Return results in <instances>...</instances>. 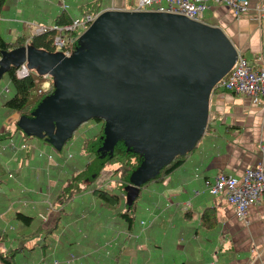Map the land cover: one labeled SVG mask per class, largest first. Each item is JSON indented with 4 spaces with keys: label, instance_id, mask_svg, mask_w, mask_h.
<instances>
[{
    "label": "crops",
    "instance_id": "0c3cea01",
    "mask_svg": "<svg viewBox=\"0 0 264 264\" xmlns=\"http://www.w3.org/2000/svg\"><path fill=\"white\" fill-rule=\"evenodd\" d=\"M64 1L70 5L66 11L73 14L89 0ZM100 1L102 10L122 11L134 0ZM247 1V12L238 16L228 5L208 2L203 19L219 28L254 69H264V20L255 13L264 0ZM59 10L57 0H7L0 21L12 41L19 34L31 33L28 23L52 25ZM4 109L0 106V134L11 135L1 119ZM7 115L14 119L18 114ZM8 137L0 140V237L5 236L0 249L13 248H6V241L34 238L29 247L16 246L22 248L19 256L24 255L20 264H50L53 259L59 264H264V201L249 206L242 220L222 196L204 191L219 172L239 179L258 162L264 172V102L260 98L211 89L201 137L164 180L146 188L148 200L138 205L137 221L131 228L120 219L105 217L100 202L91 196H74L60 215L49 194L56 178L67 174L68 160L61 167L56 151H44L38 140ZM39 151L54 159L48 171ZM193 190L200 193L193 195ZM16 208L38 216L44 228L54 226L52 232L25 236L22 233L29 229L12 221ZM205 209L215 212L217 219L210 229L199 226ZM43 242L48 244L44 250L38 247Z\"/></svg>",
    "mask_w": 264,
    "mask_h": 264
},
{
    "label": "water",
    "instance_id": "95a60500",
    "mask_svg": "<svg viewBox=\"0 0 264 264\" xmlns=\"http://www.w3.org/2000/svg\"><path fill=\"white\" fill-rule=\"evenodd\" d=\"M81 38L84 49L68 57L26 46L1 51L0 76L38 52L34 60L45 75L54 73L70 91L63 93L66 115L104 118L111 110L124 125L174 124L176 145L162 164L201 137L208 95L236 56L219 28L163 12L104 9Z\"/></svg>",
    "mask_w": 264,
    "mask_h": 264
},
{
    "label": "trees",
    "instance_id": "16d2710c",
    "mask_svg": "<svg viewBox=\"0 0 264 264\" xmlns=\"http://www.w3.org/2000/svg\"><path fill=\"white\" fill-rule=\"evenodd\" d=\"M7 3V0H0V14L2 7ZM102 10V3L100 0H89L81 3L75 13L69 14L68 11L59 10L54 17L52 25L66 26L73 22L75 19H84L87 15L97 16ZM43 25V24H40ZM52 25H43L46 30L41 33L35 34H19L14 40L9 41L2 38L0 33V52L8 51L20 46H26L34 50H39L45 53L53 54L58 49L53 45V38L55 35H61L65 39L64 46L58 50L62 51L67 49H75L79 45L81 32L79 30H65L61 28L56 30ZM15 67H8L2 76L6 77L8 84L12 88L10 97L1 100L0 106L16 112L18 116L30 117L35 108L42 102V100L53 93L54 86L50 82L43 86L45 80L42 74H32L28 71V75L22 78H17L14 74ZM43 78V79H42ZM217 88H212L215 90ZM88 119L96 122L102 120V117L94 116L80 121L74 130ZM20 126L15 127L14 131L18 132ZM19 133V132H18ZM8 136L0 134V140L9 138ZM23 138V136L21 137ZM36 140L41 144L45 142L43 137H38ZM104 140L103 129L89 134L85 138L78 139V143L74 145L79 155L84 159V162H74L68 160L64 169L67 174L57 179L54 187L51 188L49 199L52 205L57 206L59 214L67 206L68 203L76 195H83L85 197L91 196L94 200H98L101 205V212L105 217H114L123 221L127 228L134 227L136 214L138 212V205L144 202L146 197V188L152 184L160 183L176 166L183 161V159L193 150L192 146L185 152L175 155L168 162L162 164L157 172L148 178L134 183L131 180L132 173L139 167L142 161V155L137 151L131 149L122 139H116L108 151H102ZM66 143L64 141L59 148H54L57 155L62 161L66 155L58 153L61 151L62 146ZM66 150V154H67ZM104 170L110 171L109 182L107 185L104 183H97L98 177ZM64 179H63V178ZM62 178L61 180H59ZM1 182V179H0ZM130 186V187H129ZM129 187V188H128ZM131 187L134 190L131 191ZM128 188V189H127ZM132 193H131V192ZM89 194V195H88ZM87 195V196H86ZM148 200V199H147ZM59 214L57 217H59ZM111 215V216H110ZM113 218V219H114ZM12 221L15 226L17 222L20 227L29 229L25 236H32L34 234H41L42 236L52 232L54 226L51 228H44L40 218L36 215H31L25 211L14 209ZM217 224L215 212L210 209H205L199 216V226L202 228L210 229ZM5 236L2 234L0 242H4ZM38 246V245H37ZM48 244L41 243L39 248H46ZM34 248H28L27 251H32ZM21 247H13L9 250L0 249V264H20L24 258L21 255ZM52 264V261L51 263Z\"/></svg>",
    "mask_w": 264,
    "mask_h": 264
},
{
    "label": "rangeland",
    "instance_id": "374dc122",
    "mask_svg": "<svg viewBox=\"0 0 264 264\" xmlns=\"http://www.w3.org/2000/svg\"><path fill=\"white\" fill-rule=\"evenodd\" d=\"M58 1L59 0H57V2ZM68 9H70L69 4ZM0 15L2 16L3 12ZM3 24L4 23L0 21V33L3 39L8 40V37L5 36L3 31ZM29 29L31 32L32 28ZM83 47L84 40L81 38L79 40V45L73 49L72 52H76L75 54L78 55V53L84 49ZM57 52L59 53L58 50ZM37 53L38 52L33 53V51H29L28 57H26L23 65L32 74H42L45 79L43 81V86L47 85L48 82H51L54 86V92L42 100L30 117L17 115V118L9 119L7 113H10L11 116L13 111L4 109L1 119L3 123L7 125L6 131L15 137L23 136V138H31L35 140L38 137H43L45 142H43L40 146L44 151L51 150V152H54L56 151L54 148L62 145V143L66 141V143L62 146L61 151L58 153L66 155V150H69L73 159L78 160L80 159V155L78 151L73 148L74 145L78 143V139L85 138L89 134H92L102 128L104 132V140L101 147L102 151H108L113 142L120 138L127 144V146L142 155V161L139 167L131 175V180L133 182L138 183L145 178L153 176L157 172L158 166L168 158L172 148L176 145L173 138L174 124L173 126L165 125L155 130L151 128L153 127L152 124L141 125L138 121H136V123L124 125L114 116L111 110H106L104 111L105 117L102 118V120L98 122L92 119L83 121L73 132V128L82 120H79L78 117L66 115L62 110L67 99L65 94L70 91L64 88V83L61 84L60 81L55 80L56 76L54 73H50L48 78H45L47 69L36 63L34 60ZM4 86L8 88V91L7 93L0 92V100L10 97L12 94L11 86L8 84L6 77L2 76L0 78V89ZM18 126L21 127V129L18 130L19 133L14 131V128ZM109 178L110 171L104 170L99 175L97 183L100 184L103 182L104 185H107ZM32 239L24 238L22 241L14 240L12 243L6 241L4 246L6 248H9V246L16 247L19 245L29 247L34 243V241H31Z\"/></svg>",
    "mask_w": 264,
    "mask_h": 264
},
{
    "label": "built area",
    "instance_id": "2783aa9c",
    "mask_svg": "<svg viewBox=\"0 0 264 264\" xmlns=\"http://www.w3.org/2000/svg\"><path fill=\"white\" fill-rule=\"evenodd\" d=\"M208 2L230 6L235 16L244 14L248 10L247 0H134L131 7L124 11L163 12L180 15L191 21L205 23L203 12L208 7ZM57 5L60 10L67 8L64 0H59ZM255 13L258 18L264 20V6L257 7ZM95 17L87 15L84 19H75L71 24L64 27L52 25V28L56 30L61 28L65 30L76 29L82 32ZM34 25L33 23L26 24L28 28H32V34L46 30L43 25ZM53 44L56 49L60 50L65 44V39L57 34L53 38ZM71 53V49L62 51L65 57H68ZM14 74L17 78H22L28 75V70L24 65H20L15 68ZM45 78H48V75H45ZM213 87L223 91H230L237 95L260 98L264 102V69L261 67L254 69L243 56L236 53L232 66L215 82ZM7 91L8 88L4 86L0 92L7 93ZM9 144H11V141ZM24 147V144L20 145V148ZM39 152L46 160L48 171V165L55 164L54 159L51 154ZM72 157V154L67 151L65 158L59 165L62 167ZM8 176H11L10 173H8ZM204 191L209 195L222 196L225 202L233 207L236 217L244 220L249 206L264 201L262 163L258 162L255 166L246 168L239 179L219 172L207 183ZM199 193V190H193L192 194L198 195ZM41 219L42 221H47L46 216H42ZM52 264H59V262L53 259Z\"/></svg>",
    "mask_w": 264,
    "mask_h": 264
}]
</instances>
